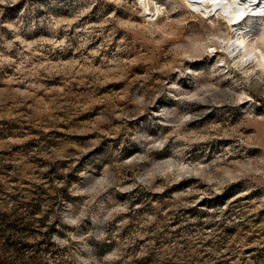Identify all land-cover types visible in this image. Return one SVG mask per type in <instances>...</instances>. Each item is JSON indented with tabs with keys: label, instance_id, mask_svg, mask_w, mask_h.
Listing matches in <instances>:
<instances>
[{
	"label": "rangeland",
	"instance_id": "374dc122",
	"mask_svg": "<svg viewBox=\"0 0 264 264\" xmlns=\"http://www.w3.org/2000/svg\"><path fill=\"white\" fill-rule=\"evenodd\" d=\"M221 16L0 0V264H264V73Z\"/></svg>",
	"mask_w": 264,
	"mask_h": 264
},
{
	"label": "bare ground",
	"instance_id": "6f19581e",
	"mask_svg": "<svg viewBox=\"0 0 264 264\" xmlns=\"http://www.w3.org/2000/svg\"><path fill=\"white\" fill-rule=\"evenodd\" d=\"M185 2L195 9L205 8L209 12L214 10L216 15H222L226 18L228 27H234L235 33H237L236 38L233 39L234 48L239 56V58L237 57V63L240 65L246 63L248 60H244V58L247 57L250 62H254V65L258 66L264 73V0H244L245 3L249 4L250 11L246 13L241 22L235 24L233 21L236 20V10L231 9L233 0H198V2L196 0H185ZM245 21L249 24L253 23V25L246 29V25L242 26ZM255 26L259 28V31L256 32L255 37L250 38L248 35ZM229 41L227 42L229 43ZM259 42L263 44L262 47H259ZM250 67L246 66L247 72Z\"/></svg>",
	"mask_w": 264,
	"mask_h": 264
},
{
	"label": "snow or ice",
	"instance_id": "6c2138e0",
	"mask_svg": "<svg viewBox=\"0 0 264 264\" xmlns=\"http://www.w3.org/2000/svg\"><path fill=\"white\" fill-rule=\"evenodd\" d=\"M196 2H198V0H196ZM231 9L236 10V20L233 21L234 24L241 22L246 13L250 11L249 4L245 3L244 0H233Z\"/></svg>",
	"mask_w": 264,
	"mask_h": 264
}]
</instances>
